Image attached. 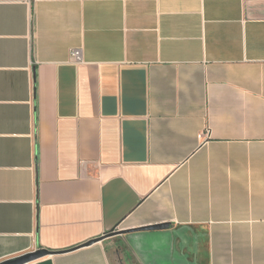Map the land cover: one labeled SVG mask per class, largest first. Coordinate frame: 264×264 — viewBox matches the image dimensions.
Here are the masks:
<instances>
[{
    "label": "crops",
    "instance_id": "0c3cea01",
    "mask_svg": "<svg viewBox=\"0 0 264 264\" xmlns=\"http://www.w3.org/2000/svg\"><path fill=\"white\" fill-rule=\"evenodd\" d=\"M39 250L264 264V0H0V264Z\"/></svg>",
    "mask_w": 264,
    "mask_h": 264
},
{
    "label": "water",
    "instance_id": "95a60500",
    "mask_svg": "<svg viewBox=\"0 0 264 264\" xmlns=\"http://www.w3.org/2000/svg\"><path fill=\"white\" fill-rule=\"evenodd\" d=\"M162 227V226H161ZM161 227H155V228H148V230H152V229H161ZM112 235V234H109ZM93 242H91L90 244H92ZM88 244V245H90ZM51 253L47 250H39L37 252L34 253H30L27 254L25 256H21L19 258L13 259V260H9L7 262L1 263V264H28L34 261H37L39 259H42L48 255H50Z\"/></svg>",
    "mask_w": 264,
    "mask_h": 264
},
{
    "label": "built area",
    "instance_id": "2783aa9c",
    "mask_svg": "<svg viewBox=\"0 0 264 264\" xmlns=\"http://www.w3.org/2000/svg\"><path fill=\"white\" fill-rule=\"evenodd\" d=\"M72 60L75 62V63H80L83 61V58H82V50L81 49H75V50H72Z\"/></svg>",
    "mask_w": 264,
    "mask_h": 264
}]
</instances>
